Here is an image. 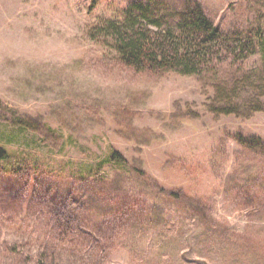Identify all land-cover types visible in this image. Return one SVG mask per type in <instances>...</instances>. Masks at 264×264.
Listing matches in <instances>:
<instances>
[{
  "label": "rangeland",
  "instance_id": "obj_1",
  "mask_svg": "<svg viewBox=\"0 0 264 264\" xmlns=\"http://www.w3.org/2000/svg\"><path fill=\"white\" fill-rule=\"evenodd\" d=\"M131 1L0 0V143L59 171L0 176V264H264V50L136 70L88 35ZM157 1L166 24L189 0ZM194 1L224 32L264 19V0ZM110 149L125 167L72 180Z\"/></svg>",
  "mask_w": 264,
  "mask_h": 264
},
{
  "label": "trees",
  "instance_id": "obj_2",
  "mask_svg": "<svg viewBox=\"0 0 264 264\" xmlns=\"http://www.w3.org/2000/svg\"><path fill=\"white\" fill-rule=\"evenodd\" d=\"M163 6V2L157 0H133L121 19L101 20L89 29L88 35L115 50L124 64L136 70L175 71L186 75L211 71L216 62L226 57L243 59L255 53L258 47L264 50L263 18L248 28L224 32L199 2L189 0L183 3L171 12L170 22L166 24L162 21L163 12H160ZM110 162L126 166L125 157L119 151L110 149L95 166L74 173L72 180L102 178L101 166ZM40 163L43 164L41 160L15 153L0 143V176L6 180L11 181L15 177L46 180V176L51 178V174L56 175L55 180L59 179V171L49 170ZM135 171L144 179L153 180L154 188L163 190L156 179L144 175L142 169L135 167ZM171 195L175 199L178 194L171 191ZM186 203L196 205L190 200ZM193 208L198 209V205ZM47 257L45 253L38 254L34 264H48Z\"/></svg>",
  "mask_w": 264,
  "mask_h": 264
}]
</instances>
